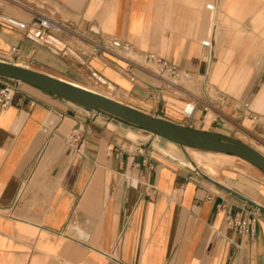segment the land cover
I'll use <instances>...</instances> for the list:
<instances>
[{
  "label": "crops",
  "instance_id": "0c3cea01",
  "mask_svg": "<svg viewBox=\"0 0 264 264\" xmlns=\"http://www.w3.org/2000/svg\"><path fill=\"white\" fill-rule=\"evenodd\" d=\"M39 15L73 33L38 37ZM147 53L190 73V118L188 96L142 67ZM0 60L106 87L102 93L145 113L264 154V0H0ZM6 82L17 92L0 105V264H264L257 166L2 76ZM76 129L81 142L71 143ZM194 150L215 170L198 165ZM237 213L256 216L254 235L226 225Z\"/></svg>",
  "mask_w": 264,
  "mask_h": 264
},
{
  "label": "water",
  "instance_id": "95a60500",
  "mask_svg": "<svg viewBox=\"0 0 264 264\" xmlns=\"http://www.w3.org/2000/svg\"><path fill=\"white\" fill-rule=\"evenodd\" d=\"M0 76L30 83L84 107L106 112L182 146L237 155L264 172V154L235 137L217 131L198 129L145 113L106 95L15 63L0 60Z\"/></svg>",
  "mask_w": 264,
  "mask_h": 264
},
{
  "label": "built area",
  "instance_id": "2783aa9c",
  "mask_svg": "<svg viewBox=\"0 0 264 264\" xmlns=\"http://www.w3.org/2000/svg\"><path fill=\"white\" fill-rule=\"evenodd\" d=\"M212 8L211 5H209ZM37 26L34 29V33L38 37H42L43 35L52 36L54 33H62V32H72L69 27L55 18L47 15H39V20L37 22ZM78 42L83 43L86 39L82 35H78L74 33ZM85 38V39H84ZM203 44L205 46L209 45L208 41H204ZM82 47V46H81ZM100 49L99 45H95L93 47L94 51H98ZM145 59L147 61V65H142V67L152 73L154 76L158 77L164 83V88L169 89L173 94L187 97L188 100L186 106L184 108V117L190 118L195 110V99L196 95L191 92V90L185 85V80L190 78V73L188 71L182 70L177 66L171 64L168 60L155 55L153 53H147L145 55ZM2 76H0L1 79ZM17 92V87L11 83L0 84V105L1 107H5L9 105L14 95ZM184 95V96H183ZM190 96V97H189ZM208 105H205V114L208 112ZM69 141L71 143L81 142V133L79 129L73 130L71 135L69 136ZM130 149L133 146L129 147ZM139 153L143 152V148H136ZM123 151V149L121 148ZM154 190H151L153 193ZM257 221L256 216H240L239 213L235 215H227L225 217V223L227 226L235 229L240 233H246L250 236L255 233V223Z\"/></svg>",
  "mask_w": 264,
  "mask_h": 264
},
{
  "label": "bare ground",
  "instance_id": "6f19581e",
  "mask_svg": "<svg viewBox=\"0 0 264 264\" xmlns=\"http://www.w3.org/2000/svg\"><path fill=\"white\" fill-rule=\"evenodd\" d=\"M43 37H46V36H44L43 35ZM53 40L56 42V44H57V46L58 47H60V48H62V49H64V46H63V43H62V41H60V40H58L57 38H55V37H53ZM66 50H68L69 51V53L71 52L69 49H67V48H65ZM65 50V51H66ZM74 52V51H73ZM76 53V52H75ZM72 56V55H71ZM74 57V56H73ZM18 65H20V66H24V67H28V66H25V65H22V64H18ZM71 83H73V82H71ZM73 84H75V83H73ZM75 85H77V86H80V87H83V88H86V87H84V86H81V85H78V84H75ZM87 89H89V90H92V91H94V92H97V93H99L100 91H97L96 89L94 90V89H91V88H88L87 87ZM101 90V89H100ZM103 92V91H102ZM102 92H100V94H103V95H106V96H108V97H110V98H112V99H115V97H111V96H109L108 94H105V93H102ZM115 100H117V99H115ZM119 101V100H118ZM121 102V101H120ZM211 117V114H209L208 115V118H210ZM150 134H151V132H150ZM148 135V134H147ZM156 137L157 136H159V135H156V134H154ZM153 138V137H152ZM158 139V138H157ZM173 142V141H172ZM183 147V146H182ZM186 147H189V146H186ZM190 148H193V147H190ZM194 149H197V148H194ZM198 150H200V149H198ZM203 151H207V150H203ZM218 152V151H217ZM194 159H195V161L197 162V164L198 165H200V166H202V167H204V168H207V169H209V170H211V171H214L215 170V168H216V165L211 161V159H209L208 157H206L205 155H203L202 153H200V152H197L196 150H194ZM241 159H243V158H241ZM247 161V160H246ZM249 162V161H248ZM189 165H191L190 163H189ZM263 173V172H262Z\"/></svg>",
  "mask_w": 264,
  "mask_h": 264
},
{
  "label": "rangeland",
  "instance_id": "374dc122",
  "mask_svg": "<svg viewBox=\"0 0 264 264\" xmlns=\"http://www.w3.org/2000/svg\"><path fill=\"white\" fill-rule=\"evenodd\" d=\"M71 47H72V49L73 48H76V45L75 44H73V43H71ZM68 51V50H67ZM69 52V51H68ZM99 89H101L102 91H106V92H110V89H108V88H106V87H101V88H99ZM184 96V95H183ZM129 137L130 138H132L133 140H136L137 139V137L135 136V135H133V134H129ZM190 151V150H189ZM217 161H218V159H216Z\"/></svg>",
  "mask_w": 264,
  "mask_h": 264
}]
</instances>
